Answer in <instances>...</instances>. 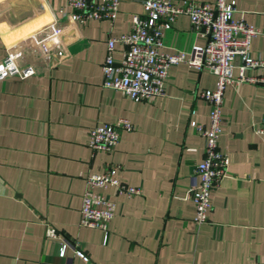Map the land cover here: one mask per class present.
<instances>
[{
	"label": "crops",
	"instance_id": "0c3cea01",
	"mask_svg": "<svg viewBox=\"0 0 264 264\" xmlns=\"http://www.w3.org/2000/svg\"><path fill=\"white\" fill-rule=\"evenodd\" d=\"M228 1L234 18L259 29L249 52L264 58V0ZM69 10L63 0H0V61L10 47L20 69L0 78V264H264V134L253 131L264 87H225L217 144L226 175L209 194L207 221L195 224L187 189L203 139L188 122L206 124L198 93L213 88L214 76L177 63L165 94L149 101L104 88L105 40L128 32L140 0H120L111 23L69 22ZM193 43L202 40L178 15L164 32L165 51L187 53ZM120 50L116 43L115 60ZM118 118L133 128L120 131L110 152L87 147L89 129ZM109 165L140 192L105 189L115 214L103 240L100 229L77 222L84 177ZM46 225L87 260L69 249L56 256Z\"/></svg>",
	"mask_w": 264,
	"mask_h": 264
},
{
	"label": "built area",
	"instance_id": "2783aa9c",
	"mask_svg": "<svg viewBox=\"0 0 264 264\" xmlns=\"http://www.w3.org/2000/svg\"><path fill=\"white\" fill-rule=\"evenodd\" d=\"M63 1L70 9L64 13L67 21L82 24L99 19L111 23L120 0ZM234 11L228 0H140V11L131 15L128 32L106 38L100 64V85L132 100L149 101L163 96L168 69L180 62L214 76L213 88L202 89L198 93L208 109L206 124L194 120L188 122L189 127L203 139L202 157L189 175L187 189L194 207L192 220L195 224L207 221L211 207L209 194L226 175L227 156L217 144L225 87L240 83L264 87V58L252 56L249 52L250 40L259 33V29L245 23L241 17L234 18ZM178 15L187 17L190 30L202 40L200 44L193 43L187 53L167 52L163 45L164 32L171 28ZM55 21L52 16L50 23ZM116 43L121 45L118 60L112 55ZM234 68L235 74L232 72ZM19 72L18 62L11 48L7 47L0 61V78ZM132 128V123L126 118L96 124L88 131L86 145L92 151L108 153L118 142L120 131ZM253 131L264 134V116ZM118 170V165H109L102 172L88 174L83 179L77 224L100 229L103 240L107 224L115 214V204L105 189L114 187L118 194L125 196L140 192L138 187L120 181ZM44 235L55 245L56 256L62 257L69 249L81 260H87L81 250L59 236L51 226L46 225Z\"/></svg>",
	"mask_w": 264,
	"mask_h": 264
}]
</instances>
